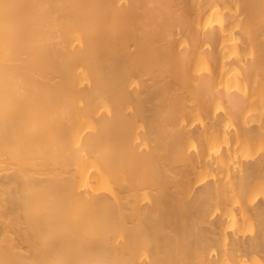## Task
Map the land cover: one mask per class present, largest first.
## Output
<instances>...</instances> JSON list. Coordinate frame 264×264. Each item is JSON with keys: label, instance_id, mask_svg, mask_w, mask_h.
Wrapping results in <instances>:
<instances>
[{"label": "bare ground", "instance_id": "6f19581e", "mask_svg": "<svg viewBox=\"0 0 264 264\" xmlns=\"http://www.w3.org/2000/svg\"><path fill=\"white\" fill-rule=\"evenodd\" d=\"M0 264H264V0H0Z\"/></svg>", "mask_w": 264, "mask_h": 264}]
</instances>
